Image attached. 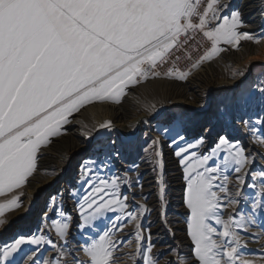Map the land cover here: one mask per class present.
Here are the masks:
<instances>
[{
  "label": "snow or ice",
  "instance_id": "snow-or-ice-1",
  "mask_svg": "<svg viewBox=\"0 0 264 264\" xmlns=\"http://www.w3.org/2000/svg\"><path fill=\"white\" fill-rule=\"evenodd\" d=\"M201 4L202 0H0V196L26 183L37 168L42 150L51 145L52 138L66 131L64 126L86 105L104 101L118 104L126 89L149 79L184 81L204 62L226 51L221 44L236 50L241 42L258 44L264 38V0H258L255 9L260 20V36L241 31L245 27L243 8L247 5L234 0H207L201 11ZM194 17L198 22H193ZM197 32L211 42L204 55L183 71L157 70L174 48ZM237 74L245 73H233ZM259 93V97L253 92L242 93L236 104L245 110L247 118L242 116L239 122L252 134L253 143L264 145V88ZM253 105L260 111L250 114ZM145 110L149 115L157 113L154 104L145 105ZM102 129L111 131V121L106 120L83 135L90 140L93 132ZM161 129L166 136L174 131L165 125H160L157 131ZM176 135L181 141L185 139ZM159 143V138L152 140L151 147ZM176 143L173 137L171 144ZM203 143L204 137H200L195 143L179 148L175 155L180 157ZM100 151L105 159L83 161L76 177L69 181L68 195L75 200L76 226L82 236L105 213L119 211L121 215L112 221V227L99 239L89 236L78 248H69L73 217L57 209V197L52 196L51 206L61 217L52 222V227L61 243L44 234L19 236L14 242L0 246V264H116L118 245L125 246V242L114 240L113 230L122 231L125 223L135 225V250L129 254L133 264H161V261L163 264H236L240 259L238 246H243L239 231L256 223L257 217L264 219V165H257L256 161V156L264 161V154H246L239 140H230L226 132L218 134L211 154L197 157L196 152H191L194 163H185L189 161L187 155L180 160L187 181L184 204L190 212L186 221L190 252H181L179 246L154 252L156 244L151 240V226L145 229L143 224L149 212L147 204L139 203L137 212L125 213L129 195L121 192L122 186L129 190L143 188L139 165L125 168L123 175H101L109 164L122 158L125 146L112 140ZM221 153L219 162L209 166V161ZM162 157V152L154 151V170L160 169L156 181L162 208L160 220L166 226ZM232 171L238 174L234 196L228 186ZM218 180L220 183H216ZM245 188L254 195L246 193ZM239 198L244 200L247 215L223 219L222 208L231 207L234 214L239 212ZM20 206V197L13 196L0 203V216L5 208ZM5 223L0 219V225ZM260 227L264 229V223ZM142 229L147 231V236ZM171 235L175 239V233ZM131 244L132 241H127L126 246ZM25 245L34 247L25 250ZM45 246L54 250L53 257H41ZM81 252L87 260L80 258ZM243 264L252 262L243 261Z\"/></svg>",
  "mask_w": 264,
  "mask_h": 264
},
{
  "label": "rangeland",
  "instance_id": "rangeland-1",
  "mask_svg": "<svg viewBox=\"0 0 264 264\" xmlns=\"http://www.w3.org/2000/svg\"><path fill=\"white\" fill-rule=\"evenodd\" d=\"M243 1L244 0H234V3L238 2L242 4ZM255 27L257 29L251 33L258 36L262 35L260 24H257ZM263 41L264 38L260 40V42ZM256 44L257 43H254V45ZM220 47L225 48L226 51H228L229 48L233 50L229 45L221 44ZM226 51L220 53V55L215 57L213 60L204 62L199 68L191 72L192 74L201 67L211 63H214L216 67H219L218 69L216 68V74L214 75L215 78L206 85V88H204L203 91L201 89L198 90L193 88V90L186 91L179 96L180 99L186 103H190L191 107L196 108V112L193 113L186 107V104H180L177 107H168L159 116L152 114L151 117L145 121V123L140 124L137 128V132L134 127H127L124 130L122 129L124 133L129 135L130 141L124 134L121 135L113 133L103 136L104 138L100 137L99 139L97 138L87 142L82 150H71V158L66 167L64 165H58L53 170H44V181L47 182V180L49 181L51 179L50 185H46V188L40 190V193L36 187L32 188V190H36L39 194L38 198L33 202L25 204L26 196L24 192L29 178L35 174V171L27 178L26 183L21 188L14 190L12 193L0 196V203H5L13 196L17 195L20 197L21 201L20 207L13 209L5 208L3 215L0 216V219H4L6 221L5 225H0V246L14 242V240L19 236H31L33 234H44L46 237L51 238L53 241L60 244L61 242L57 239L55 231L52 227V222L54 220H60L61 217L57 215L56 210H53L51 206L49 198L52 196L57 197V209H61L67 215L73 217L71 233L68 236L69 248L73 250L78 248L89 236L94 239H99V236L103 235L107 228L112 227V221L115 220L116 216L121 215V213L119 211L105 213L103 217L98 218L95 222V226L89 229V231L84 233L82 236L81 230L76 226L78 212L75 200L70 199L68 195V192L70 191L69 181L76 177L79 171V166L83 161L89 158L105 159V156L100 149L106 142L115 140L118 144L125 146V151L122 154V158L116 159L114 162L109 164L101 175H123L125 168H130L135 164L139 165L138 171L140 173V183L143 184L142 189L137 187L136 189L129 190L126 186L121 187V192L129 195V200L127 201L128 208L125 209V213H135L138 211L137 206L139 203H146L149 212L143 218V224L145 229H147L149 225L151 226V240L156 244V248H154L153 251L156 252L168 246H179L181 252L185 254L189 253L192 245L191 240L187 235L186 221L190 212L184 204L187 181L184 176V166L181 165L180 160L187 155L189 156V161H186L185 163H194L190 157L191 152H196L197 157L211 154L212 149L218 142V134L223 135L225 132L230 140L240 141L246 151V154H264V145L258 142L253 143L252 134L242 123L239 122L240 118L244 116L245 110L239 109L236 104V101L242 93L253 92L257 97H259V89L264 88V51L260 53L257 52L258 54L256 55L258 60H237L233 61L230 65H223V54ZM198 58L199 57H197V59ZM195 61H192L191 63ZM191 63L187 64L186 69L190 67ZM217 72H221L222 74L219 76ZM239 72L245 73L241 77H245L247 74V78L245 77L244 80H240L236 87L216 88L217 83L223 79L231 81L240 77L238 74L233 75V73ZM155 79L160 78L149 79L135 86H130L126 89V95L128 96L131 92L130 88L145 85L147 82ZM161 79L166 78L161 77ZM169 81L183 82L175 80ZM126 95L121 97V102L119 104L123 103V99ZM147 99L149 102L147 105H153L155 100L159 103L162 102V99L155 96V94H149ZM171 103V101H168L167 105H171ZM143 108L145 109L144 105ZM258 111H260V109L256 105H253L249 110V113L251 114ZM244 118L247 117L244 116ZM72 119L73 117L71 120ZM160 125H165L169 129H174V131L166 136L162 129L159 132L157 131V128ZM67 128V125H65L64 129L67 130ZM134 132H136V134H134ZM65 133L66 131H64L59 137H62ZM177 133L184 136L185 139L182 141L179 140L176 135ZM145 134H147V136H145ZM132 135L133 137H131ZM59 137L52 138L50 146H52V144L56 142V139ZM173 137L177 139V143L175 145L171 144ZM200 137H204V143L202 145L197 148L189 149L187 153H182L180 157L175 155L179 148L186 147L188 143H195V141ZM157 138H159L160 143L154 148L151 147L152 140ZM145 140L147 141L146 143ZM161 144L165 146L171 163L169 164L166 162L165 165L163 164V180L164 187L166 189L164 202L166 204L168 220V225L166 226L162 225L160 220L162 208L161 202L158 199L159 188L156 183L158 179L157 173L160 169L157 167L154 170L156 160L153 159L154 151L161 152ZM63 147V144L55 146L51 152V156L57 160L59 154L63 150ZM222 155L223 153L220 154V157H214L213 160H210L209 166H214V163L219 162ZM40 158L41 155H39L38 162ZM156 159L158 160L159 158ZM256 161L257 165H264V161H261L259 156H256ZM54 162V160L50 161L52 166L56 165ZM198 170L202 171L203 169ZM192 174L194 175L195 173L193 172ZM237 175L238 174L234 171L229 174L228 186L233 196L235 195L236 188L238 187L235 179ZM240 175H243V172L240 173ZM174 181L177 182V186H174ZM62 182L65 185L63 188H61ZM249 182H251L250 179ZM216 183H220V181L218 180ZM244 191L250 195H254V192L251 189L245 188ZM133 192H135L134 197L132 195ZM221 195L223 196V194ZM226 199L227 198L225 197L222 203H224ZM239 199L241 201L239 205V212L234 214L231 207L222 208L220 212L223 219H227L230 215H234L236 219H239L240 214L247 215V210L244 207V200L243 198ZM32 210L33 213H31ZM45 213H47V216H45ZM211 223L214 224V221ZM261 223H264V219L257 217L256 223L250 224L246 230L239 231L241 244L243 246H238L240 259L236 262V264H243V261H250L252 264H264V229L260 227ZM166 229H170V231ZM141 231H143L144 235L147 236V231H144V229ZM171 232L175 233V239H173ZM134 233L135 225L133 223H125L122 231L113 230V239L125 242V246L118 245L120 250L115 253L117 257L116 264H133V261L129 258V254L133 253L135 250ZM127 241H132L130 247L126 246ZM23 247L25 250H29L34 246L25 245ZM73 254L77 253L73 252ZM40 255L42 258H50L55 255V252L45 246L41 249ZM79 255L81 259L87 260V257L84 256L82 252L79 253ZM161 264H163L162 261Z\"/></svg>",
  "mask_w": 264,
  "mask_h": 264
},
{
  "label": "bare ground",
  "instance_id": "bare-ground-1",
  "mask_svg": "<svg viewBox=\"0 0 264 264\" xmlns=\"http://www.w3.org/2000/svg\"><path fill=\"white\" fill-rule=\"evenodd\" d=\"M241 5H247L243 8L245 27L241 30L252 32L257 29L255 26L260 24L258 12L255 10L258 6V0H244ZM263 51L264 41L256 45H254L253 42L244 41L241 42V46L236 49V51L229 48L228 51L223 54L224 60L222 61V64L230 65L233 61L244 59H247L248 61L254 60L258 58L256 55L258 54L257 52L260 53ZM216 68L218 69L219 67H216L214 63L205 65L192 73L187 80L183 82H172L160 78L149 81L145 85L130 88L131 92L128 96L126 95L121 104L112 102H95L82 108L78 113L74 114L71 123L67 125L68 128L66 133L62 137L57 138L52 146L42 150L35 174L29 178L28 184L25 187V204L35 201L39 196L38 192L40 193V190L46 188V185H50L51 179L49 181L47 180V182L44 181V170H53L58 165H64L66 167L71 158V150H82L87 142L92 141L93 139H99L100 137L104 138L103 136L113 133L124 134L129 140V135L124 133L122 129L124 130L127 127H134L137 132V128L141 124L140 122L147 121L151 117V115H149V113L143 108V105L145 106V104H149L147 99L149 94H155V96L162 99L161 103L156 100L154 101V104L157 106V113L153 114L156 116L161 115L166 108L177 107L180 104H186L188 109L193 113L196 112V108L191 107L190 103H186L180 99L179 96L186 91L193 90V88L198 90L201 89L203 91L204 88H206V85L215 78L214 75L216 74ZM218 74L220 76L222 73L220 72ZM245 77L247 78V74ZM245 77L240 76L231 81L223 79L217 83L216 88H234L238 85L240 80H244ZM168 101L172 102L171 105H167ZM106 120L111 121V131L102 129L99 132H93V137L90 140L85 139L83 135L85 131L96 128L100 123H103ZM136 132H134V134H136ZM131 137H133V135ZM61 144H63L64 147L56 160L51 156V152L55 146ZM160 148L163 154V164L165 165L166 162L171 164L165 146L161 144ZM51 160L55 161V166L51 165ZM64 186L65 185L62 182L61 188ZM174 186H177L176 181H174ZM35 187L38 192L36 190L34 191V189L32 190V188ZM31 213H33V210Z\"/></svg>",
  "mask_w": 264,
  "mask_h": 264
},
{
  "label": "built area",
  "instance_id": "built-area-1",
  "mask_svg": "<svg viewBox=\"0 0 264 264\" xmlns=\"http://www.w3.org/2000/svg\"><path fill=\"white\" fill-rule=\"evenodd\" d=\"M206 2L207 0H202L201 11ZM193 22H198L197 18L194 17ZM210 45L211 42L204 38L202 33L197 32L192 38L174 48L167 61L160 65L157 70L165 72L169 68H178L183 71L186 69L187 64L203 55Z\"/></svg>",
  "mask_w": 264,
  "mask_h": 264
}]
</instances>
